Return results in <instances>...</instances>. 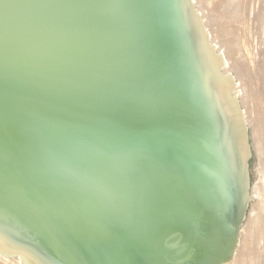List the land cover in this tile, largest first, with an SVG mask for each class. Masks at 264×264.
<instances>
[{"label":"water","instance_id":"water-1","mask_svg":"<svg viewBox=\"0 0 264 264\" xmlns=\"http://www.w3.org/2000/svg\"><path fill=\"white\" fill-rule=\"evenodd\" d=\"M251 156L191 0H0V246L229 264Z\"/></svg>","mask_w":264,"mask_h":264},{"label":"rangeland","instance_id":"rangeland-1","mask_svg":"<svg viewBox=\"0 0 264 264\" xmlns=\"http://www.w3.org/2000/svg\"><path fill=\"white\" fill-rule=\"evenodd\" d=\"M191 1L193 3V6L199 16V19L203 27L206 30V33L215 51V54L218 56L220 60L221 71L223 75L230 82L231 94L233 98L235 99L236 103L238 104V107L242 114V118L244 120V123L246 124L248 133H249V143H250L251 153H252V156L250 159L251 201H250L246 220L241 229L239 246H241V249H242L248 241L253 239V236L255 235L254 231L256 227L259 226V223H260L259 220L262 219L261 215L258 212L259 208L257 207L259 206L258 203L260 204V202L258 201H260L261 198L259 197L257 192L261 191V188L263 187V185L261 186V183L264 184V180H263L264 179L263 178L264 177V171H263L264 149L262 147V142H261L262 140L261 139L259 140V137H258L259 135L258 133L257 135L255 134V132H257L255 130L259 128L260 120L262 117V116H259L258 111L259 112L261 111L260 115L263 114V117H264V112L262 111L264 109V106H262L264 104V100H263L264 99V0H244V1L243 0H211L212 2H209V0L207 1L191 0ZM195 2L197 3L199 2L198 4L201 10L202 9L204 10L203 12L198 11V7H196L197 5H195ZM236 5H240L241 10L243 9L242 13L244 12L245 9H249L250 11L249 10L248 12L245 11V13L247 14L244 13L243 14L244 16L240 14L241 12H238V13L229 12L232 10L233 8L232 6H236ZM225 10L227 13H225ZM239 15H241V17ZM245 15H247V17ZM230 16H233L234 18H231ZM237 16H239L240 18ZM244 17H245V23H243L244 19H242L241 21V18H244ZM238 19L240 22L238 21ZM234 20H236L237 22ZM233 22L236 23L237 26L236 24L234 25ZM254 22L256 23V25L254 24ZM259 22L262 23V25L258 26V24H260ZM238 23L240 25L241 23H243L244 25L242 24L240 26ZM208 24H209V27H208ZM230 24H232L233 28ZM251 24H254V27ZM250 25L252 26V31H250L251 29H249L251 27ZM255 26L258 27L256 28V30H255ZM221 27L224 28L226 32L230 29L231 35L229 36L228 40H225L227 39L226 37H224V33L226 32L225 30L222 31L223 29ZM234 27L235 29L238 28V30L236 31L233 30ZM246 29H247V32H246ZM220 30L224 33H222ZM233 31L235 32L234 34L235 36L233 35L234 33ZM243 31H245L247 34L246 35L243 34ZM252 34H253L252 38L251 37L245 38V36L246 37L249 35L251 36ZM242 35L246 39L245 43L244 41L242 43V40L240 41L238 38L240 37L241 39ZM235 37H236V40H234L233 42L231 38L235 39ZM217 38H219L218 41H216ZM244 38L242 39L244 40ZM213 40H215L216 42H214ZM233 46H236L238 48L233 47ZM242 47L244 48V51ZM218 49H221V50L218 52ZM236 49L237 50L239 49V51L241 50L243 53L239 51L238 53H236L237 52ZM230 51H234L233 52L234 54L231 53ZM228 54H230L231 56ZM235 54H237V58ZM232 58L236 60H233ZM229 67L230 69H228ZM225 69H227L228 71L230 70V71L227 72V70ZM247 70H248V73H247ZM224 71L226 72L224 73ZM250 76H253V78ZM260 90L262 94L260 93ZM255 98H257L258 101ZM256 102H258V105ZM244 103L245 105H243ZM258 106L260 107L259 110H258ZM248 111L250 112L249 116H248V113H249ZM252 113H254V116L252 115ZM249 117L251 118L250 120H249ZM257 212H258V215H257ZM256 218L257 219L259 218V220H257ZM261 254H262V250L261 248H259V250L249 251L247 254L243 256V258L245 261L246 260L249 261ZM0 264H34V263L0 246Z\"/></svg>","mask_w":264,"mask_h":264},{"label":"bare ground","instance_id":"bare-ground-1","mask_svg":"<svg viewBox=\"0 0 264 264\" xmlns=\"http://www.w3.org/2000/svg\"><path fill=\"white\" fill-rule=\"evenodd\" d=\"M205 1H207V0H205ZM244 1V0H243ZM209 2H212L211 0H209ZM199 3V2H198ZM197 2H195V5H197L196 7H198V11H201V12H203L204 10L202 9L201 10V8H200V6H199V4H198ZM210 4V3H209ZM241 4V3H240ZM242 6H243V4H242ZM226 7V6H225ZM233 7V8H232ZM231 8H232V10L231 11H229V12H232V13H238V12H241L240 14L242 15V16H244L243 14L245 13V11L246 12H248V10L249 9H245L244 10V12L242 13V11H243V9L241 10V8H240V5H236V6H232ZM245 8V7H244ZM221 9V8H220ZM226 10H227V8H226ZM226 10H225V13H227L226 12ZM230 10V9H229ZM250 11V10H249ZM224 13V14H225ZM215 14V13H214ZM245 14H247V13H245ZM228 15V14H227ZM241 15H239L240 17H241ZM236 16V15H235ZM239 16H237V17H239ZM246 17H247V15H245ZM231 18H234L233 16H230ZM239 17V18H240ZM221 19V18H220ZM242 19H244L243 21V23H245V17L244 18H241V21H242ZM248 20V19H247ZM234 21H236V20H234ZM238 21H239V19H238ZM237 22V21H236ZM240 22V21H239ZM261 22V21H260ZM259 22V23H260ZM217 23V22H216ZM234 23V22H233ZM243 23H241V25L243 24ZM236 23H234V25H235ZM239 24V23H238ZM254 24L256 25V23L254 22ZM254 24H251V25H253V27H254ZM231 26H232V24H230ZM240 25V24H239ZM240 25V26H241ZM244 25V24H243ZM250 25V26H251ZM259 25H262V23H260V24H258V26ZM230 26V27H231ZM236 26H237V24H236ZM239 26V27H240ZM208 27H209V24H208ZM224 27V26H223ZM243 27V26H242ZM222 28V27H221ZM225 28V27H224ZM224 28H222L223 30L222 31H224L225 29ZM232 28H233V26H232ZM237 28V27H236ZM256 28H258L257 26H255V30H256ZM210 29V28H209ZM248 29V28H247ZM247 29H246V32H247ZM249 29H251L250 31H252V26L249 28ZM248 29V30H249ZM233 30H238V28L237 29H235V27H234V29ZM240 30H241V28H240ZM239 30V31H240ZM245 30V29H244ZM254 30V29H253ZM221 31V30H220ZM221 31V32H222ZM225 32H226V30H225ZM234 32V31H233ZM245 31H243V34H247L246 32L244 33ZM222 33H224V32H222ZM235 34V32L233 33V35ZM249 34H250V32H249ZM255 34V33H254ZM218 35V34H217ZM231 35V32H230V29L226 32V33H224V37H226L227 39H225V40H228V38H229V36ZM232 35V36H233ZM237 35V34H236ZM221 36H222V34H221ZM231 36V37H232ZM235 36V35H234ZM252 36H253V34L250 36H245V38H248V37H251L252 38ZM220 37V36H219ZM237 37V36H236ZM236 37H235V39H233V38H231L232 40H233V42H234V40H236ZM242 38H244L243 37V35L241 36ZM239 38V40L241 41L242 40V43H243V41H244V43H245V38H244V40L241 38L240 39V37H238ZM222 39V38H221ZM216 40V39H215ZM215 40H213L214 42H216V41H218L219 40V38H217V40L215 41ZM239 40H238V42H239ZM236 42V41H235ZM237 42V43H238ZM241 43V42H240ZM239 43V44H240ZM217 45V44H216ZM242 46V45H241ZM243 46H244V44H243ZM233 47H236V46H233ZM218 48V47H217ZM236 48H238V47H236ZM243 48V47H242ZM242 48H240V49H242ZM235 49V48H234ZM221 49H218V52L220 51ZM237 50V49H236ZM236 50H234V51H236ZM234 51H230L231 53H233ZM238 51H239V49L237 50V52L236 53H238ZM243 51H244V48H243ZM239 52H242L241 50L239 51ZM243 53V52H242ZM234 54V53H233ZM228 55H230V54H228ZM231 56V55H230ZM230 56H229V58H230ZM235 56H236V58H237V54H235ZM240 56V55H239ZM239 56H238V58H239ZM233 58H235V57H233ZM232 58V59H233ZM232 59H231V61H232ZM233 60H236V59H233ZM238 61V60H237ZM230 62V61H229ZM234 63H235V61H234ZM228 69H230V67L228 68ZM225 70H227V69H225ZM230 71V70H229ZM228 70H227V72H229ZM226 71H224V73H225ZM257 72V71H256ZM247 73H248V70H247ZM258 73V72H257ZM255 76H256V74H255ZM255 76H254V78H255ZM250 77H252L253 78V76H250ZM257 91V90H256ZM260 93L262 94V92H261V90H260ZM260 94V95H261ZM244 99H246V98H244ZM255 99H257V98H255ZM263 99V98H262ZM264 100V99H263ZM249 101V100H248ZM257 101H258V99H257ZM259 101H260V99H259ZM244 102V101H243ZM246 102V101H245ZM255 102V101H254ZM261 102H262V100H261ZM260 102V103H261ZM257 103V105H258V102H256ZM259 103V104H260ZM247 104V103H246ZM253 104V103H252ZM263 104V103H262ZM243 105H245V103L243 104ZM262 106H264V104L262 105ZM253 107H254V105H253ZM253 107H252V109H253ZM259 106H258V110H259ZM257 109V108H256ZM246 110V109H245ZM261 110H262V108H261ZM247 111V110H246ZM263 112H264V109L262 110ZM249 112V111H248ZM253 112V111H252ZM257 112V111H256ZM261 112V111H260ZM260 112L258 111V114H259V116H262L261 117V120H260V124H259V128L257 129V130H255V131H257V132H255V134L257 135V133H258V137H259V140L261 139L262 141V147H263V149H264V117H263V114L262 115H260ZM249 114H250V112L248 113V116H249ZM252 115L254 116V113H252ZM251 117V116H250ZM249 117V120L251 119ZM258 117V116H257ZM254 118V117H253ZM257 119V118H256ZM255 120V119H254ZM252 121V120H251ZM259 121V120H258ZM261 142H260V144H261ZM263 171H264V162H263ZM264 178V177H263ZM264 180V179H263ZM263 185V187L261 188V191H259V192H257V194L259 195V197L261 198V200L260 201H258V202H260V204L258 203V205L259 206H257L258 208H259V214L261 215V220H259V218L257 219V220H259L260 221V223H259V226L258 227H256V229L255 228H253V229H255V231H254V236H253V239H251L250 241H248L247 243H246V245L241 249V246H239L238 248V250H237V253H236V255H235V257H234V260H232L229 264H264V184H262L261 183V186ZM261 193V194H260ZM259 198V199H260ZM257 208V209H258ZM258 212H257V215H258ZM255 214H256V212H255ZM256 232V233H255ZM241 235V234H240ZM245 236V235H244ZM243 243V242H242ZM259 248H261V250H262V254L261 255H258V256H256L255 258H253V259H251V260H244V258H243V256L245 255V254H247L249 251H254V250H259Z\"/></svg>","mask_w":264,"mask_h":264}]
</instances>
